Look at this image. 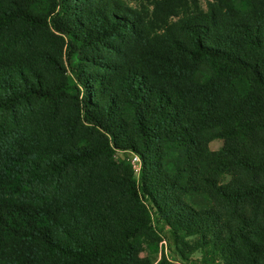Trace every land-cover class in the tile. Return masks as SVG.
<instances>
[{"label": "trees", "instance_id": "16d2710c", "mask_svg": "<svg viewBox=\"0 0 264 264\" xmlns=\"http://www.w3.org/2000/svg\"><path fill=\"white\" fill-rule=\"evenodd\" d=\"M143 1L58 0L43 18L0 0V37L25 27L4 48L51 27L85 88L62 111L68 88L44 76L48 53L0 60V264H152L134 243L148 209L175 240L189 230L230 264H264V0ZM78 42L129 60L80 78ZM35 104L48 107L47 135L26 121ZM79 123L105 137L75 143ZM114 148L139 157L136 178Z\"/></svg>", "mask_w": 264, "mask_h": 264}, {"label": "rangeland", "instance_id": "374dc122", "mask_svg": "<svg viewBox=\"0 0 264 264\" xmlns=\"http://www.w3.org/2000/svg\"><path fill=\"white\" fill-rule=\"evenodd\" d=\"M6 1V0H3ZM15 1V0H14ZM24 9L30 11L41 17L49 18L48 16L53 10L58 8V0H16ZM93 4L106 3L107 0H91ZM208 1L211 0H198L202 8L206 7ZM117 2L129 5L135 9L143 8L146 1L141 0H117ZM74 8L78 7L76 3L73 4ZM72 10L71 14H74ZM25 27L18 25L9 31H5L0 37V51L5 45L9 36L15 34H23ZM68 37L64 34L58 33L51 29V27L35 31L28 38L27 36L16 40L14 47L5 49L3 54L0 53V60L7 61L11 59H33L32 56L40 50L45 51L50 55L53 61L48 60L44 76L52 79L53 82L65 84L68 88V94L63 100L62 111H70L74 108L76 103L82 98L85 88L76 79L73 71L70 70L66 62V45ZM75 54L70 58V65L79 70L80 78L86 77L91 79L92 74L97 71V68L103 63L115 62L123 63L129 59L121 56L120 52L114 54L104 49L99 44H90L82 47L79 42L76 43ZM48 68V69H47ZM101 70V69H100ZM93 72V73H92ZM82 81V80H81ZM49 117L48 107L46 105L35 104L32 115H26L28 124L33 125L38 132L44 135L48 134V128L53 126V122H45V118ZM76 131L73 138L75 143H94L99 144L105 135L103 132L98 131L96 128L86 123L76 124ZM222 144L220 138H210L207 146L210 150H217ZM133 152L130 150H119L114 148L113 157L120 160L121 169H126L128 164L131 165L133 176L136 178L138 171L131 163V155ZM96 171H98L102 164L100 160L96 162ZM120 173V172H119ZM98 188H104L107 184L101 179L94 180ZM112 187V188H110ZM117 186L114 184L108 186V193H102L100 196L107 195L114 196L117 192ZM98 191V190H97ZM99 195V191L97 192ZM124 208L127 210L135 209L130 201L125 199ZM136 210V209H135ZM139 213V211H137ZM171 211H163V213H170ZM147 223L149 231L147 234L141 235L134 240L135 247L138 250L140 258H147L152 264H230L227 260L221 258L217 253L209 247H198V235L188 232L189 230L178 229V237L175 238L171 235L170 227L165 223L163 214L159 211L148 209L146 211Z\"/></svg>", "mask_w": 264, "mask_h": 264}, {"label": "built area", "instance_id": "2783aa9c", "mask_svg": "<svg viewBox=\"0 0 264 264\" xmlns=\"http://www.w3.org/2000/svg\"><path fill=\"white\" fill-rule=\"evenodd\" d=\"M130 159H131L132 165L135 167L136 171H138L139 170V166H140L139 157L136 154H132Z\"/></svg>", "mask_w": 264, "mask_h": 264}]
</instances>
